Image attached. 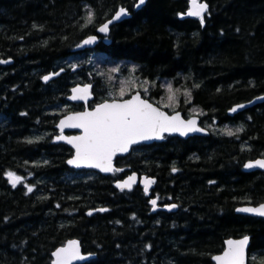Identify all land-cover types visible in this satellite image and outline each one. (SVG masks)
<instances>
[{
	"label": "trees",
	"instance_id": "1",
	"mask_svg": "<svg viewBox=\"0 0 264 264\" xmlns=\"http://www.w3.org/2000/svg\"><path fill=\"white\" fill-rule=\"evenodd\" d=\"M137 1L0 0V61H12L0 64V264H51L69 239L95 255L83 264H214L225 240L243 236L248 264H264V218L235 213L264 203V173L243 169L264 156V101L227 114L264 95V0H199L203 24L181 18L189 0H147L135 11ZM120 8L131 17L110 26L109 44L84 48ZM121 62L147 99L199 116L209 134L134 146L111 175L70 169L71 148L52 140L77 107L70 89L91 82L94 100L107 99L106 74ZM167 84L172 106L162 103ZM8 172L22 182L13 187ZM133 172L154 179L149 196L114 187ZM152 198L178 209L152 213ZM98 208L107 211L87 216Z\"/></svg>",
	"mask_w": 264,
	"mask_h": 264
},
{
	"label": "snow or ice",
	"instance_id": "2",
	"mask_svg": "<svg viewBox=\"0 0 264 264\" xmlns=\"http://www.w3.org/2000/svg\"><path fill=\"white\" fill-rule=\"evenodd\" d=\"M146 0H138L136 7L144 5ZM208 5L198 0H191V7L187 11V16L198 17L203 24L204 13L207 12ZM128 12L124 8H120L113 17V20H119L122 16H127ZM88 22L93 20V14L89 11L87 16ZM113 21L109 20L99 27V32L107 33L109 24ZM96 41L95 36H90L83 41L85 45L93 44ZM5 63V61H0ZM112 72L118 71L117 68L111 69ZM134 71V70H133ZM58 75V73H56ZM51 76H45L43 79L47 82ZM111 78V77H109ZM91 85L77 87L73 89V95L69 97L71 100H83L87 102L90 96ZM147 92V89H144ZM169 92L172 91L169 86ZM125 89L121 88L119 92L120 99H112L98 104L93 110L77 112L67 116L59 123L61 133L66 127L77 128L82 131V135L65 137L63 135L57 139L65 140L75 149V155L68 160V164L77 168L88 167L98 168L103 172L121 171L113 167V157L117 153L128 152L132 145L142 141L153 139H163V133L179 132L186 135L189 131H201L196 127L195 120H183L179 113L169 115L160 108L154 107L148 100L143 99L139 93L132 95L129 99H123ZM190 96V93H185ZM169 101L173 100V96L168 97ZM170 106V105H168ZM239 107H244L240 105ZM237 109L233 108L235 112ZM238 129L237 131H241ZM228 135L234 133L229 131ZM32 143L33 141H28ZM247 168L259 167L264 168V159L257 160L254 163L245 165ZM173 171H176L173 168ZM9 182L15 187L22 182V178L13 172L7 173ZM136 180V176H129L128 179L116 184L117 188L124 190L131 189L132 182ZM155 183L154 180L145 178L144 191L147 194L149 186ZM28 192H32V188L28 187ZM153 209L157 204L156 199L151 200ZM177 207L173 204L169 206V210ZM98 211H107V209H98ZM238 212L252 213L264 217V204L258 207H242L237 209ZM89 215L92 213L89 212ZM249 238L245 236L240 240H228L226 250L222 255L214 256L213 259L217 264H246L247 245ZM55 257L53 264H74V261L84 260L81 254L80 245L77 241L72 240L66 246L56 249L52 253Z\"/></svg>",
	"mask_w": 264,
	"mask_h": 264
},
{
	"label": "water",
	"instance_id": "3",
	"mask_svg": "<svg viewBox=\"0 0 264 264\" xmlns=\"http://www.w3.org/2000/svg\"><path fill=\"white\" fill-rule=\"evenodd\" d=\"M146 2H147V0H146ZM146 2H145V3H146ZM198 2H204V1H199V0H198ZM137 3H138V1H137ZM137 3H136V4H137ZM204 3H206V2H204ZM144 5H145V4H144ZM144 5H141L140 7H136V5H135L134 10L137 11V10H139L141 7H143ZM190 7H191V0L188 1V9H187V11L190 9ZM187 11H186L184 14H181V18H193V19H194V18H198V17H193V16H187V15H186ZM127 12H128V11H127ZM205 14H206V12L204 13V15H205ZM114 16H115V13H114V15L111 17V19H109V20H112L113 22H112L111 24H109V29H108V32H107V33H101V32H99V30H98L99 27H101L103 24H102L101 26H99L98 29H97V33H99V34H101V35H104V36L106 37V38H105V42H106V44L109 43L108 35H109V32H110V26H111V25H114V24H116V23H119V22L123 21L124 19H128V18L131 17V15L129 14V12H128V15H127V16H122L119 20H113V17H114ZM109 20H108V21H109ZM108 21H107V22H108ZM107 22H105V23H107ZM93 36L96 37V41H95L93 44H89V45H85V44L83 43V47H86V48H88V47H93V46H95V45L97 44V42H98L99 39H98V37H97L96 35H93ZM89 37H90V36H89ZM86 39H87V38H86ZM10 63H12L11 60H6L5 63H0V64H10ZM57 73H58V75H56V73H49V74L45 75V76H51L52 78H51L50 80H48L47 82H46L44 79H43V81H44L45 83L50 82L51 80L57 78V77L61 74V71H58ZM45 76H44V77H45ZM44 77H43V78H44ZM85 85H91V84H85ZM85 85L77 84V85L73 86V87L71 88V90H70V94H69V96L67 97V100H68V102H70V103H83V104L85 105V108H84L82 111H85V110L91 111V110H93V109L98 105V104L95 105L93 108H88V107H87L88 102L91 101L92 98H93V96H92V94H91V88H90V96H89V99L87 100V102H85V101H83V100H71V99H69V97L73 95V89H74V88H77V87H81V88H82V87H84ZM91 87H92V86H91ZM137 93H139V94L141 95L140 92H135V93L132 94V95H135V94H137ZM132 95H131V96H132ZM131 96H130L129 98H131ZM141 97H142V96H141ZM129 98H125V99H129ZM142 98H143V97H142ZM143 99H145V98H143ZM117 100H119V99H117ZM146 100H147V99H146ZM105 101H109V102H110L111 100H105ZM148 101H149V100H148ZM263 101H264V95H261V96L255 97V98L251 99L250 101H247V102H243V103H239V104L233 105V106L227 111V114H228L229 116H233V115L238 114V113H240V112H243V111H245V110H247V109H249V108H251V107H253V106L257 105V104H260V103H262ZM103 102H104V101H103ZM103 102H101V103H103ZM149 102L152 103L151 101H149ZM99 104H100V103H99ZM152 104H153L154 107H158V108H160L161 111H164V112H166V113L169 114V115H174V114H176V113H179L181 119H183V120H185V121L190 120V119L195 120V121H196V127H197V128H200L201 131H189V132H187L186 135H181L179 132H172V133L165 132V133H163V139H153V140H148V141H142V142H140V143H138V144H135V145H132V146H137V145H140V144H147V145H149V144H153V143H155V142H162V141L164 140L165 136H167V135L178 136L179 138L187 139V138H189V137H193V136H201V135H207V134H209V131H208L206 128L200 126V118H199V116H197V115H193V116H190V117H188V118H185V117L183 116V114H182L181 111H175V112L169 113L168 111L164 110L163 108L159 107L158 105H156V104H154V103H152ZM240 105H244V107L241 108V107H239ZM233 108H236L237 110H236L235 112H233V111H232ZM82 111H77V112H82ZM77 112H69V113H67V114H65V115H63V116H61V117L58 119V121H57V123H56V125H55V128H57V130H58V134L54 135V137H53V139H52L53 142H54V143H62V144H65V145H67L69 148H71V149L73 150L72 156L69 157V158L66 160V164H67V166H68L69 168H71V169H75V170H93V171H96V172H98V173H101L102 175H109V174H112L113 172H103V171H100V169H98V168H88V167H80V168H77V167H75V166H73V165L68 164V160L72 159V158L74 157V155H75V149L73 148V146H72L71 144H68L65 140L57 139V137H59V136H61V135L65 136V137L78 136V135H82V131H81L80 129H77V128L66 127V128L63 129V132L61 133V130H60V128H59V123H60V121H61L62 119H65L67 116H69V115H73V114H75V113H77ZM66 132H77V133H74V134H66ZM132 146L130 147V149H129L128 152H125V153H117V154L113 157V167H114V168H116V167H115V158H116L117 156H126L127 154H129V153L131 152ZM257 160H261V159H255V160H248V161H246V162L244 163V166H243L244 171H245V172H252V171H256V170L264 171V168H259V167L247 168V167H245L246 164H248V163H254V162L257 161ZM132 175H135V176H136V180H135L134 182H132V185H131V189H130V190H129L128 188H125L124 190H121L120 188H117V187H116V184H117V183L122 182V181L128 179V177H129V176H132ZM145 178H147V179H151V180H154L152 177H147L146 175H139L138 173L133 172V173H131V174H128V175H127L126 177H124L123 179L117 180V181L114 183V187H115L116 189L120 190V191H131V190L133 189L134 186L140 185V186H142L143 189H144V180H145ZM9 183H10V182H9ZM10 184H11V183H10ZM152 187H153V184H151V185L149 186V190H148L147 195L150 194V191H151ZM152 199H155V198H152ZM152 199H150V201H149V202H150V205L152 206V207H151V211H152V212H156L157 210H162V211H165V212H176L177 209H178V206H177V207L172 208L171 210H169V206H170V205H173V203H172V204H165V205H163V206H159V205H158V202H157V204H156V206H155V210H154V209H153V205L151 204V200H152ZM156 200H157V199H156ZM261 204H264V203H260V204H257V205L245 204V205L237 206V207L235 208V213H237V214H242V215H248V216H252V217H261V218H264V217H262V216L255 215V214H252V213L238 212V211H237L238 208H242V207H258V206L261 205ZM175 205H176V204H175ZM98 209H102V208H98ZM98 209H94V210H90V211H88V212H87V216H91V215H93V214H95V213H97V212H103V211H98ZM89 212H91L92 214L89 215V214H88ZM244 237H245V236L240 237V238H229V239L225 240V248H224V250H223L221 253H219V254H215L214 256L222 255V253L226 250V247H227V241H228V240H237V241H238V240H240V239H243ZM247 237L249 238V240H248V245H247V250H246V252H247V256H246V264H248V262H249V247H250V237H249V236H247ZM72 240H75V241H77V242L79 243L81 254L85 257L84 260L74 261V264H83V263H85V262H87V261H89L90 259H93V258L95 257V255L92 254V253H84V252H83V250H82V246H81L80 241H79L78 239H69V240L66 241V243H65L64 245H61V246L57 247L56 249L66 246L67 243H68L69 241H72ZM56 249H55V250H56ZM55 250H54V251H55ZM54 251H53V252H54ZM53 252H52V253H53ZM214 256H213V257H214ZM213 257H212V261H213V263H214V264H217V262L213 259ZM54 259H55V257H53V255H52V263H51V264H53Z\"/></svg>",
	"mask_w": 264,
	"mask_h": 264
},
{
	"label": "rangeland",
	"instance_id": "4",
	"mask_svg": "<svg viewBox=\"0 0 264 264\" xmlns=\"http://www.w3.org/2000/svg\"><path fill=\"white\" fill-rule=\"evenodd\" d=\"M116 67H117L118 71L112 72L111 69H109L107 74H106L108 81L111 83V86H112V90H110V92L107 93L108 99L120 98L119 92H120L121 88L125 89V94L129 93L133 90H137L136 88H137V82L138 81L133 76H129L130 74H128L125 70H123L124 64L121 62ZM109 77H111V78H109ZM169 86H170V84H167V86L164 87L165 92H166L165 100L161 99L163 105H166V106L174 105L173 103L177 97L176 91H174L172 88H171L172 89L171 92L168 91ZM170 95L173 96L172 101H169V99H168V97ZM159 103L162 105L160 100H159ZM249 258H251V255L249 256Z\"/></svg>",
	"mask_w": 264,
	"mask_h": 264
},
{
	"label": "flooded vegetation",
	"instance_id": "5",
	"mask_svg": "<svg viewBox=\"0 0 264 264\" xmlns=\"http://www.w3.org/2000/svg\"><path fill=\"white\" fill-rule=\"evenodd\" d=\"M88 83L92 84L91 82H88ZM77 84H82V83H77ZM131 92H133V91H131ZM92 94H93V85H92ZM128 94H130V93H128ZM142 96L144 98H146L144 94H142ZM94 99L95 98H94V95H93L92 100L90 102H88V104H87L88 108H93V106H95L96 104L102 102V101H95ZM104 100H106V99H104ZM72 105H76L77 107L72 108L69 112L82 111L85 108V105L83 103H74ZM56 133H57V130H56ZM74 133H77V132H68V134H74ZM118 157H125V156H118ZM255 159H264V156L256 157ZM255 159H251V160H255ZM252 172H262V173H264V171H261V170H256V171H252Z\"/></svg>",
	"mask_w": 264,
	"mask_h": 264
},
{
	"label": "bare ground",
	"instance_id": "6",
	"mask_svg": "<svg viewBox=\"0 0 264 264\" xmlns=\"http://www.w3.org/2000/svg\"><path fill=\"white\" fill-rule=\"evenodd\" d=\"M244 216V215H243ZM262 219V218H261ZM250 253V252H249ZM249 256H250V254H249ZM250 259V258H249Z\"/></svg>",
	"mask_w": 264,
	"mask_h": 264
}]
</instances>
